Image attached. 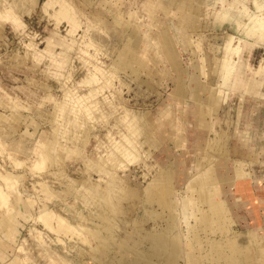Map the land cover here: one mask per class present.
Returning a JSON list of instances; mask_svg holds the SVG:
<instances>
[{"label": "rangeland", "instance_id": "obj_1", "mask_svg": "<svg viewBox=\"0 0 264 264\" xmlns=\"http://www.w3.org/2000/svg\"><path fill=\"white\" fill-rule=\"evenodd\" d=\"M61 1L47 12L49 0L10 1L0 10L4 11L0 13V112L10 123L0 124V187L6 193L10 187L12 193L11 212L6 196L0 195L1 218L11 228L6 231L0 227V233L6 234V239L1 236L4 243L0 239V264H194L192 256H197V264H213L211 253L206 252L209 240L217 245L222 238L202 231L187 234L196 222L181 208L186 186L171 197L178 219L168 237L172 241L177 236L182 255L174 256L168 250L161 261L142 262L135 252L143 250L135 245L140 239L136 226L152 229L159 211L156 202L147 201V193L158 178L159 164L166 162L165 149L179 156L191 138L197 142L193 160L223 156L229 160L227 168L241 171L229 186L230 194L238 199L241 219L232 233L236 234L237 253L243 260L264 264V0H200L202 8L198 9L192 0ZM67 17L76 22L74 27ZM194 17L201 19L200 28L194 26ZM90 37L97 44V50L89 48L92 55L82 50ZM188 39L203 42L202 54L188 48ZM165 40L177 49V54L173 52L174 64L169 63ZM200 56L211 58L208 79L199 76ZM121 58L133 71L110 78L112 65ZM86 62L94 64L91 68L100 80L99 99L107 98L99 105L106 120L93 125L82 146L65 143L67 152L38 171L44 158V150L40 153L42 142L46 136H53L50 121L55 104L65 99L67 89L80 98L90 93L81 85L89 70ZM233 75L262 78L263 86L257 89L260 93L247 94L243 87L234 91ZM200 80L207 81L220 99L219 112L214 118L208 115V98L203 93L200 105H204L205 117L189 120L185 116L192 105L191 87ZM168 114L172 115L170 126ZM16 117H20L19 129L15 128ZM14 118L15 124L10 121ZM126 118H139L147 125L149 133L138 144L150 155L126 169H114L118 177L114 185L126 194L125 199L115 200L116 213L99 202L102 207L85 205L83 183L100 182L105 186L104 181L109 179L95 172L85 173V161H96L99 150L104 152L107 134L111 131L117 136L116 122ZM171 125L179 128L184 142L177 146L164 137L158 143L160 154L153 151L150 141L157 134H166ZM15 160L23 165L18 167ZM194 165L195 161L192 168H187L189 178L197 173ZM44 211L59 214L74 230L62 234L48 229L40 219ZM106 214L108 221L101 218ZM168 216L167 212L158 225L164 226ZM81 224L86 225L84 234L91 245L74 233ZM124 239L133 249L118 247L116 242ZM93 245L99 248L93 249ZM215 261L219 259L215 257Z\"/></svg>", "mask_w": 264, "mask_h": 264}, {"label": "bare ground", "instance_id": "obj_2", "mask_svg": "<svg viewBox=\"0 0 264 264\" xmlns=\"http://www.w3.org/2000/svg\"><path fill=\"white\" fill-rule=\"evenodd\" d=\"M10 1L12 3H20L22 0H0V10L2 11L3 10L2 8L6 7V4L10 3ZM192 1H194V3L196 4L195 8L196 7L197 9L202 8L201 5L202 3L200 0H192ZM58 2H56V0H50L45 8V12H47L50 8H54L58 6ZM172 15L175 16L174 13ZM66 20H68L73 25V27L75 26L76 22L74 20L68 17L66 18ZM119 22L122 23V19L119 20ZM200 22H201L200 18L194 17L193 19L194 26L200 28L201 27ZM136 33L138 32L136 31ZM165 41H166L165 44L166 43L169 44V46H166L165 48L166 54H168V56L170 57L169 63L174 64L175 59L173 58V52L177 54V49H175L172 46L171 42L167 40ZM187 44L189 45L188 48L194 49V51H197L198 54H200L203 51L204 46L201 40L199 42H194L192 39H188ZM89 48L97 50V44L91 37L87 39L86 42H84L82 46V50L85 54L87 53L92 55L93 53L90 52L91 50ZM199 63H200V68L198 71L199 76L204 78L207 77L208 79L209 72L211 69L209 68V64L211 65L212 63L211 58L207 59L206 57L200 56ZM85 65L89 66V70L86 76L84 77V80L82 81L81 85L88 87L90 93L87 96L80 98L78 94L72 91H68L67 89L64 92L65 99L55 104V108L51 114L52 120L50 121L52 123V128H53L52 129L53 136L51 137L46 136L44 142H42L43 148L42 151H40V153L43 152L44 150V158L37 166L38 171L49 167L51 165L50 161L53 160L52 158L54 157L58 158L59 154H63L67 152L66 148H64L65 143L75 144V145L78 144L82 146V143L85 142L87 135L91 132V130H93V125L95 126L102 124L106 120V117H104V115L102 114V110L100 106L104 102H107V98L102 95L103 100H100L98 97L99 95L102 94L101 92H99L102 88L99 85L100 80L98 79V76L94 73V71L91 68V66H93L94 64L92 65L91 63L86 62ZM131 71H133V67L129 65L124 59L121 58L119 59V62L114 63L112 65V69L110 70L109 76L110 78H115L120 73L128 74ZM31 84L32 83H30V85ZM209 85L207 84V81L204 80H200L199 82L193 84V86L191 85L192 105L186 111L185 117L187 119L189 120L193 119L199 121L200 119H203L205 117L204 108H203L204 105H200L202 104L201 101L203 99V98L201 99L200 95H202L203 93H206L208 98L207 101L208 106L206 107L208 109V115L213 117L214 115H217V113L219 112L220 99L214 96L213 90ZM204 100L206 101V99ZM178 102H181V100H178ZM109 103H111L110 100ZM10 110L16 111V109H13V107H11ZM16 114L14 113L13 116ZM19 118L17 120V124L15 127L17 129L21 127ZM171 118L172 115L168 114L167 121L169 126H170ZM5 119H6V115L5 117H3V112H0V124L7 125L9 121L8 119L5 121ZM138 119L133 118L132 120H128L126 118L118 123L116 122L115 130L117 129L116 133L118 135L114 136V134L110 131L107 134L106 144H105L106 146L103 148L104 152L99 150L101 154L96 159V161L90 158L86 159L85 170H84L85 173L90 174L91 172H95L102 176L103 175L109 176V179L108 180L104 179L105 186H102L100 182L86 181L83 183V187L81 188V191L85 192L83 193L84 195L82 198L85 205L93 206L94 204H96L102 207V205L100 204H106L107 209L112 208V211L114 213L118 211L116 210L115 207L116 206L115 200L119 198L125 199L124 197L126 194H124L122 190H119L118 188H116V185H114V182H116L118 179L114 169L117 168L126 169L133 164L134 165L138 164L141 161V159L149 157L150 155L149 153L147 154L143 153V150H141V148L139 147L138 143L140 142L144 134L146 132L149 133V131H147L148 130L147 125L142 124L140 122V119L139 120ZM12 120L10 121L13 123L16 121L15 118L13 121ZM209 127L210 126L208 125V129ZM178 130L179 128L177 126L171 125V129L168 132H166V134L163 133L157 134L158 136L157 137L155 136L156 139L150 141V145L152 146L153 151H156L160 154L158 143L162 141L164 137H167V139L170 140L173 145L179 146L182 142H184V138L179 136L178 133L180 130L179 131ZM210 132H211V128H210ZM203 133L204 132H202L201 135ZM195 143L197 142L191 138L190 144L188 145L187 148H184V151L179 156H175L174 154H172L170 149L168 148L165 149L166 152L165 155L167 157L166 162L163 161L162 163L159 164V172L157 174L158 178L154 182L152 191H148L147 193V201L149 203L156 202L159 206V211L155 214L154 226L152 229L147 230L141 225L136 226L138 229V233L140 235V239L138 242L135 243V245L138 247L141 246L143 248V250H135V252L137 253V260H141L142 262L149 260L161 261L163 260V257L168 252V250H171L174 256L178 257L182 255L183 253L182 243L179 240H177V236H175V239L173 238L172 241L168 237H170L171 235L172 226H174L173 223L177 221L176 215L173 214V204L171 202V197L174 196L177 192L182 191L183 186H186L187 196L183 198V201L181 203L182 205L181 208L185 213H189L190 216H192L196 222V227H194V229H189L188 233L187 232L186 233L190 235V232L194 233L196 231L199 232L202 231L206 234L212 233V235L214 234L213 236H217L220 234L227 236V238L224 239L222 245L211 244L212 239L209 240L210 249L206 252H208L209 254L211 253L213 257V264H249L246 260L242 259L239 253H237L238 242L233 237L236 234L232 233L235 222L234 219L232 218V209L230 208L233 200H232V195L230 194L229 186L231 185L234 179L233 177L236 178L239 177L241 171L227 168L226 163L229 160L225 159V157L223 156H218L212 160L206 159L205 161L202 162H198L196 159L193 160L194 158L193 150ZM47 148H49V150ZM212 152H214V150ZM246 156L248 157V155ZM193 161H195L194 167L197 168L196 169L197 173L194 175L193 178H189V173L187 168L188 167L192 168ZM15 162L17 163L18 167L23 165L22 161L15 160ZM4 182L6 183V181ZM9 189L11 190L10 187ZM10 190L9 192L6 193V191L2 190V188L0 187V195H5L8 200L5 201V203L9 211H10L9 208L12 204L10 202L12 196ZM94 200H96L97 202H95ZM9 211H7V213H9ZM167 212L169 213L168 216L169 218L168 220H166V224L164 226L158 225V221L162 219ZM58 215L52 213L51 211H44L41 213L40 219L42 220L45 227H47L48 229L51 228L53 230H56L57 232H60L62 234L64 231L74 230L73 228H71L70 223H68L67 220L65 221L62 218H59ZM101 218L106 221L109 220V216L107 214L101 216ZM4 219L5 218H3V220ZM6 223L7 222L4 223L2 221L0 214V227L4 228L6 231H10L11 228H9ZM84 227H86V225L81 224V226L76 228V231L74 233L76 234V236H78V238L82 239L83 242L91 245L90 238L85 237L86 234H84V229L86 228ZM103 238H105V235ZM110 239L112 240L111 235H109V240ZM201 240L204 239L202 238ZM116 244L118 245V247L123 249L124 248H127L128 250L133 249L129 247V242L125 239L116 242ZM102 246L108 247V244L103 243ZM92 248L97 249L99 247L94 246ZM222 255H226L227 259L220 260L221 263L215 261V257L221 259L220 257H222ZM191 260L192 263L194 264H197L199 262V260H197V256H192Z\"/></svg>", "mask_w": 264, "mask_h": 264}, {"label": "crops", "instance_id": "obj_3", "mask_svg": "<svg viewBox=\"0 0 264 264\" xmlns=\"http://www.w3.org/2000/svg\"><path fill=\"white\" fill-rule=\"evenodd\" d=\"M50 1V0H49ZM264 33V30L262 31V34ZM262 72L264 73V68H263V70H262ZM257 74H259V76L261 75V73H260V71L257 73ZM262 78H264V74H262V76H261ZM233 79H232V82H231V87L233 88V90L235 91L236 89H238V88H244L245 89V93H247V94H250V95H255V96H257L260 92H258L257 91V89L260 87L261 88V86H263L262 84H263V80H262V78H261V80L259 79L258 80V77H249V78H247V79H244V78H241L239 75H237V76H235L234 77V75H233V77H232ZM238 144L241 146L242 144H240L239 142H238ZM242 147L244 148V145H242ZM246 147V146H245ZM248 183H251V181H247ZM138 200H139V197H138ZM232 200H233V202L231 203V206H230V208L232 209V218L234 219V222H235V224L236 223H240L241 222V219H240V217H239V213H238V199L235 197V199H234V196H232ZM236 202H235V201ZM139 202V201H138ZM237 210V211H236ZM258 231V230H257ZM5 235L6 234H4V232H1L0 233V239H1V241L4 243L5 241L4 240H2V238H1V236L2 237H4L5 239H6V237H5ZM220 236V238H222V242H221V245H222V243L224 242V237L223 236H221V235H219ZM225 236V235H224ZM15 238V237H14ZM13 241H14V239H13ZM238 242V241H237ZM220 243V242H219ZM218 243V244H219ZM11 248H12V246H11ZM11 248L9 249V250H7L6 251V256L8 257V252H11ZM224 248V247H223ZM221 259H219V261H218V263H221V261L220 260H225V259H227V257H226V255H222V257H220ZM6 261V260H5Z\"/></svg>", "mask_w": 264, "mask_h": 264}]
</instances>
